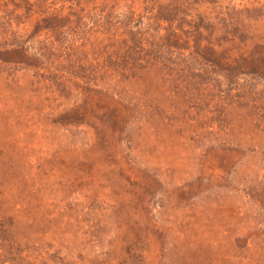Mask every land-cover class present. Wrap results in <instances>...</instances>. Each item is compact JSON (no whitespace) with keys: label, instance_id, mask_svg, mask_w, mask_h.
Segmentation results:
<instances>
[{"label":"rangeland","instance_id":"rangeland-1","mask_svg":"<svg viewBox=\"0 0 264 264\" xmlns=\"http://www.w3.org/2000/svg\"><path fill=\"white\" fill-rule=\"evenodd\" d=\"M0 264H264V0H0Z\"/></svg>","mask_w":264,"mask_h":264}]
</instances>
